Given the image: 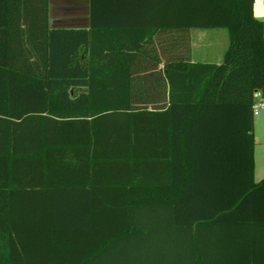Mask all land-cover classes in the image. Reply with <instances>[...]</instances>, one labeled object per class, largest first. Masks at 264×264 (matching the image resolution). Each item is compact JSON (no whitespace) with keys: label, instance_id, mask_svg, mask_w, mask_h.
<instances>
[{"label":"trees","instance_id":"obj_1","mask_svg":"<svg viewBox=\"0 0 264 264\" xmlns=\"http://www.w3.org/2000/svg\"><path fill=\"white\" fill-rule=\"evenodd\" d=\"M173 1L192 17L100 23L91 0L90 29L57 30L50 0H0V192L48 186L26 177L45 164L125 196L80 264H264V21L255 0ZM194 28L228 30L221 63L192 61Z\"/></svg>","mask_w":264,"mask_h":264},{"label":"crops","instance_id":"obj_2","mask_svg":"<svg viewBox=\"0 0 264 264\" xmlns=\"http://www.w3.org/2000/svg\"><path fill=\"white\" fill-rule=\"evenodd\" d=\"M96 1L101 4V9H97L100 23L121 18L192 17L184 9L173 12V0ZM157 2L169 6L158 12ZM254 15L264 21V0H255ZM49 25L57 30L90 29L91 0H50ZM217 31L222 29L191 30L193 62L219 64L222 56L224 58L229 46L216 58L206 49L214 45L213 36L220 33ZM256 95L264 99V93ZM259 125L261 137L255 135ZM254 136V180L260 183L264 180V111L255 118ZM258 145L263 149H258ZM89 176L83 171L64 173V177H68L64 182L67 186H53L60 175L54 169L47 171L44 164L43 168L30 169L26 177L35 182L42 180L48 186L9 188L0 192V212L4 214L1 218L4 225L0 228V264H80L91 254L94 244L101 246L107 242L110 230L118 228L110 222L109 210L122 206L125 196L117 190L88 187ZM87 210L104 211L107 215H101L94 223ZM101 264H117V258L111 263L105 258Z\"/></svg>","mask_w":264,"mask_h":264},{"label":"rangeland","instance_id":"obj_3","mask_svg":"<svg viewBox=\"0 0 264 264\" xmlns=\"http://www.w3.org/2000/svg\"><path fill=\"white\" fill-rule=\"evenodd\" d=\"M220 33H216L215 36H213V40H214V45H210L208 46V50H210L212 53V57H218V54L220 55V51H222V49H227V47L229 46L230 43V37H229V33L228 30L226 29H222V31H217ZM223 60V56L220 60ZM256 101H258V96L256 95ZM264 111V109H261L257 114H255V118L259 117L261 115V113ZM255 135L257 137H261L263 135L262 131H261V126L259 125L258 127H256V132ZM257 141V140H256ZM258 149H263V147H261V145L257 146Z\"/></svg>","mask_w":264,"mask_h":264},{"label":"built area","instance_id":"obj_4","mask_svg":"<svg viewBox=\"0 0 264 264\" xmlns=\"http://www.w3.org/2000/svg\"><path fill=\"white\" fill-rule=\"evenodd\" d=\"M261 109H264V99H258L254 105V114H257Z\"/></svg>","mask_w":264,"mask_h":264},{"label":"water","instance_id":"obj_5","mask_svg":"<svg viewBox=\"0 0 264 264\" xmlns=\"http://www.w3.org/2000/svg\"><path fill=\"white\" fill-rule=\"evenodd\" d=\"M72 93H73V91H72Z\"/></svg>","mask_w":264,"mask_h":264}]
</instances>
